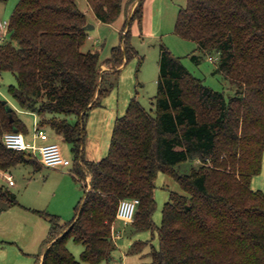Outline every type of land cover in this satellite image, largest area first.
Instances as JSON below:
<instances>
[{"label": "trees", "instance_id": "1", "mask_svg": "<svg viewBox=\"0 0 264 264\" xmlns=\"http://www.w3.org/2000/svg\"><path fill=\"white\" fill-rule=\"evenodd\" d=\"M87 2L106 23L123 9V0ZM143 5L138 0L126 20L122 43L107 58L114 70L107 72L98 50H83L89 21L76 0H19L10 16L8 38L0 42V74L8 70L16 76L10 96L35 112L41 127L72 144L76 179L91 174L71 219L37 210L51 224L35 264H110L122 198H140L133 228L156 227L159 171L176 178L185 192L170 190L151 259L127 264H264V192L251 185L264 156V0H187L178 11L175 32L216 56V69L236 87L232 95L205 84L161 44L155 109L131 97L116 119L108 154L97 161L85 156L88 111L114 85L106 86L108 77L117 76L134 55L131 26L141 23ZM12 113L13 120L0 97V169L22 162L39 167L42 162L29 149L3 142L7 131H26L15 108ZM72 114L75 121L68 117ZM186 161L193 165L182 173L177 166ZM0 196L8 206L19 202L4 185ZM70 238L84 245L81 259L70 250ZM148 243L136 239L127 253L142 252Z\"/></svg>", "mask_w": 264, "mask_h": 264}, {"label": "rangeland", "instance_id": "2", "mask_svg": "<svg viewBox=\"0 0 264 264\" xmlns=\"http://www.w3.org/2000/svg\"><path fill=\"white\" fill-rule=\"evenodd\" d=\"M76 1L79 7L86 12L88 21L95 24L94 28L88 29L89 38L83 45V50H98L102 61L101 70H106L111 67L106 59L111 56L113 47L122 43L121 21L118 17L111 23L97 24L95 13L87 0ZM18 2L19 0H0V42L8 38L7 31H4L7 24L2 26L1 22L9 21ZM186 3L187 0H144L141 25L134 21L131 26L130 41L135 50L134 55L127 63L121 65L117 76L110 75L109 80L106 81V86H109L110 81L115 82L110 92L108 91L102 97L106 101L110 94L112 95V104L109 108L114 113L119 114L123 110V115L134 95L148 110L155 109L154 96L158 91L161 44L168 47L175 55L180 56L184 65L196 76L201 77L208 86L224 90L227 96L235 92L236 87L231 79L216 69V56L198 49L196 41L183 38L175 32L178 11ZM194 54L198 56L199 61L193 58ZM14 83H16L15 74L12 71H3L0 74V97L7 99L16 109L17 115L26 127L25 135L28 140L34 136L36 116L32 111L18 106L10 96L8 87ZM68 117L71 121L76 119L74 114ZM95 122V118L94 121L91 118L90 123L87 124L86 149L94 148L98 140L101 144L99 136L101 132L97 126L95 127ZM113 129L114 125L111 132L107 133V138L105 137L104 147L103 144L100 146L106 151L104 155L109 152ZM57 142L64 155L73 157L70 142L63 139ZM29 150L33 151V148ZM35 158L37 160L41 158L38 151L35 152ZM192 165V162L186 161L177 168L183 173L190 171ZM67 171H70V168L50 167L44 164L37 167L35 162H22L11 168L16 184L10 185L6 177L0 175V186L4 185L14 192L19 201L11 207L7 205V200L0 196V264H35L37 257L45 250V239L51 223L47 216L37 211L38 209L46 213L61 215L65 221L73 217L74 207L84 194V188L81 181H75ZM87 175L88 172L84 181L89 182ZM263 182L255 176L251 181L252 184L261 186L259 189L264 192ZM88 186L90 187V184ZM170 190L185 192L176 178L165 171H159L155 180L156 208L153 219L156 227L154 229L138 230L133 228L130 222L117 218L116 234L120 233L122 238L118 239L121 242L120 248L117 247L114 250L110 264L116 261L127 264L151 259L148 252L152 247L159 246L158 226L162 222L163 206L169 199ZM8 207L11 208L8 209ZM136 239H145L149 243L142 252L126 254ZM68 246L75 256L81 259L84 245L70 238ZM100 264H108V262L103 261Z\"/></svg>", "mask_w": 264, "mask_h": 264}, {"label": "crops", "instance_id": "3", "mask_svg": "<svg viewBox=\"0 0 264 264\" xmlns=\"http://www.w3.org/2000/svg\"><path fill=\"white\" fill-rule=\"evenodd\" d=\"M137 1L138 0H134V1H132V0H123V9H122V12H121V14H120V16H119V19H120V21H121V24H122V28H123V26H124V24H125V22H126V20L129 18V16L131 15V13L133 12V9L135 8V5H136V3H137ZM144 6V5H143ZM143 15H144V12H143ZM96 19H97V17H96ZM137 21V20H136ZM142 22V21H141ZM100 23H103L101 20H99V19H97V24H100ZM137 23H139L138 21H137ZM139 25H141V23H139ZM4 31L6 32L7 31V28L6 29H4ZM4 32V33H5ZM107 60V59H106ZM106 60H103L104 62L106 61ZM121 68V66L119 67V69ZM112 70H114V68H111V67H108L106 70H102V72H107V71H112ZM110 92V91H109ZM111 94H110V97H109V99L108 100H103V99H101V102L99 103V104H96V105H94V106H92L90 109H89V111H88V116H87V120H86V127H87V124H89L90 123V119L92 118V121H94V118H95V120H96V122H95V127L97 126L98 127V129L100 130V140H101V144H103V147H104V144H105V137L107 138V136H108V132H111V129H112V126L113 125H115V122H116V119L119 117V116H121L122 115V112H124L123 110L122 111H120V113L118 114V113H114V111H112V110H110V108H109V105L111 106ZM15 106V105H14ZM128 106V105H127ZM126 109H127V107H126ZM126 111V110H125ZM33 112V111H32ZM34 114H35V116H36V123L38 122V116L36 115V113L35 112H33ZM75 118V117H74ZM74 120H76V119H74ZM90 126V125H89ZM44 129H46L47 130V132H48V134H49V140L50 141H58L59 139H62L61 138V136L59 135V134H57L53 129H51V128H48V127H45ZM87 131V130H86ZM25 132L26 131H23V133H24V136H25V139H26V135H25ZM112 134H113V132H112ZM26 141L29 143V144H33V145H36V146H40V145H42L45 141L43 140V139H41V138H39V137H35V136H33V138H29L28 140L26 139ZM101 144H100V142H99V140L96 142V145L94 146V148H89V149H86V143H85V156H86V158L88 159V160H93V161H97V160H100L102 157H104L105 155V149H103V148H100V146H101ZM108 144V143H107ZM29 149V148H28ZM36 151H38L39 152V149L37 148H33V151H31L33 154H34V156H35V152ZM107 155V154H106ZM67 156V155H66ZM99 156H102V157H100L99 158ZM69 157V156H68ZM72 158V157H71ZM38 161H41V160H38ZM43 163H40V164H37V165H42ZM62 168H64V167H62ZM65 168H70V171H67V172H69L72 176H73V174H72V172H71V169H72V165L71 166H69V167H65ZM66 172V171H65ZM4 173H7V174H11L12 175V173H11V169L10 170H3V169H0V175H5ZM13 176V175H12ZM255 177H258V179L260 180V181H264V156H263V166H262V170H261V172L259 173V174H257V175H255ZM73 178L75 179V181H80V180H78V179H76L74 176H73ZM13 179H14V177H13ZM87 179L88 180H91V174L90 173H88V175H87ZM253 179H254V177H253ZM253 179H252V181H253ZM256 179V178H255ZM14 181H15V179H14ZM9 183V182H8ZM82 183V186H83V183H85V184H87V186L90 184V181L89 182H86V181H82L81 182ZM264 183V182H263ZM10 184V183H9ZM14 184H16V181H15V183ZM14 184H10V185H14ZM252 184V183H251ZM263 186V185H262ZM252 187L254 188V189H256V190H260L259 188H261V186H259V185H254V184H252ZM84 188V187H83ZM88 188H89V186H88ZM263 188V190H264V187H262ZM84 196V194L80 197V199L82 198ZM79 199V200H80ZM79 200L77 201V203L79 202ZM77 205V204H76ZM76 205H75V207H76ZM11 207H13V206H11ZM11 207H8V209L9 208H11ZM75 207H74V210H75ZM61 216V215H60ZM61 218H62V216H61ZM63 220V219H62ZM115 223H116V221H115ZM115 223H114V225H113V235H114V239H115V242L117 243V247H119L120 248V241L118 240L119 238H122L121 236H120V233H118L119 234V236H116V227H115ZM126 254H127V252H126ZM41 258H42V255H41ZM87 263H89V262H85V264H87ZM89 264H93V263H89Z\"/></svg>", "mask_w": 264, "mask_h": 264}, {"label": "built area", "instance_id": "4", "mask_svg": "<svg viewBox=\"0 0 264 264\" xmlns=\"http://www.w3.org/2000/svg\"><path fill=\"white\" fill-rule=\"evenodd\" d=\"M2 26H5L8 22H1ZM7 28V27H6ZM35 137H39L43 139L45 142L40 145L36 146L33 144H29L24 136V133L21 131H7L3 135V142L9 148H13L16 150H23L28 148H38L40 153V160L41 162L50 167H69L72 165V158L68 157L63 154L61 150V146L57 141H50L49 134L46 129L41 127L39 123H36ZM6 179L9 181L10 184H14L15 181L11 174L4 173ZM140 203L139 197H124L120 200L118 211H117V218L123 219L126 222H132L135 219L137 207ZM119 236V234H116ZM112 264H125L121 261L113 262Z\"/></svg>", "mask_w": 264, "mask_h": 264}, {"label": "water", "instance_id": "5", "mask_svg": "<svg viewBox=\"0 0 264 264\" xmlns=\"http://www.w3.org/2000/svg\"><path fill=\"white\" fill-rule=\"evenodd\" d=\"M94 27H95V24H93L91 22H87V24H85V26H84V28L86 30L91 29V28H94ZM2 101H3L4 104H6V109L11 112L10 118H11V120H13L14 117H13L12 111H13L14 107L8 102L7 99H2ZM14 130L15 131H18V128L16 127V128H14Z\"/></svg>", "mask_w": 264, "mask_h": 264}]
</instances>
